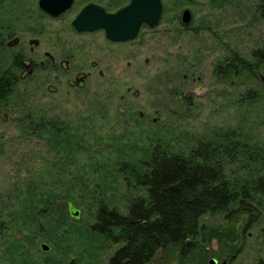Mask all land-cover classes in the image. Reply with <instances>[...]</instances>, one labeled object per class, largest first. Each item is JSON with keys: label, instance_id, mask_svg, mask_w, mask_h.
I'll use <instances>...</instances> for the list:
<instances>
[{"label": "rangeland", "instance_id": "obj_1", "mask_svg": "<svg viewBox=\"0 0 264 264\" xmlns=\"http://www.w3.org/2000/svg\"><path fill=\"white\" fill-rule=\"evenodd\" d=\"M129 1L75 0L54 18L38 0H0V74L16 78L0 109V264H108L119 244L92 229L98 201L126 215L129 201L145 193L120 167L139 164L157 145L188 152L205 135L237 129L264 154V57L255 55L264 53V0H162L160 22L120 43L72 25L89 2L116 12ZM186 8L189 26L181 23ZM231 52L254 74H220ZM49 121L74 134L76 145L58 140ZM231 167L230 176H246ZM51 191L67 195L53 203L58 209L70 201L79 215L56 229L48 221L57 213L45 210L30 231L31 201ZM258 200L260 216L250 224L246 213L205 214L191 249L160 248L150 264L264 259V195Z\"/></svg>", "mask_w": 264, "mask_h": 264}, {"label": "trees", "instance_id": "obj_2", "mask_svg": "<svg viewBox=\"0 0 264 264\" xmlns=\"http://www.w3.org/2000/svg\"><path fill=\"white\" fill-rule=\"evenodd\" d=\"M262 9L264 13V4ZM2 53L3 46L0 45V55ZM255 55L258 60L264 57L263 51L259 50ZM15 61L17 67H22L19 58ZM2 65L0 61V71ZM217 70L224 77L242 70L254 74V66L237 52H231L226 65L219 64ZM14 76L10 70L0 74V109L11 98L16 84ZM49 125L58 140L66 141L71 147L76 145L74 134H66L67 129L57 121H49ZM232 165L247 171L246 176L239 173L230 176ZM120 171L128 184L131 182L145 195L129 201L126 215L98 201L96 223L92 229L113 244H119L108 264H150L158 249L172 244L180 245L183 252L188 251L201 232L202 216L208 213H227L228 216L246 213L249 224L260 216L256 206H261L258 198L264 195V154L249 145L241 130L212 132L198 139L188 152L163 150L157 145L139 164H123ZM66 196L51 191L48 198L33 199L30 203L32 219L25 221L30 231L32 226L41 227L39 220L43 219L45 210L57 213L55 221H48L50 226L69 228V218L77 206L66 201L58 209L53 204ZM39 202L46 205L44 210L38 207ZM253 264H264V259Z\"/></svg>", "mask_w": 264, "mask_h": 264}, {"label": "water", "instance_id": "obj_3", "mask_svg": "<svg viewBox=\"0 0 264 264\" xmlns=\"http://www.w3.org/2000/svg\"><path fill=\"white\" fill-rule=\"evenodd\" d=\"M74 1L38 0V6L51 17L57 18L70 9ZM162 13V0H130L127 5L116 12H109L102 5L89 2L72 20V25L77 32L81 33L103 30L108 40L120 43L134 40L144 24L155 27L160 22ZM192 21L191 10L184 9L181 14V23L184 26H189ZM81 80H84V77ZM73 214L78 216L79 211L74 210ZM40 247L43 251L50 249L46 242H42ZM211 263L216 264L217 261L212 260Z\"/></svg>", "mask_w": 264, "mask_h": 264}, {"label": "flooded vegetation", "instance_id": "obj_4", "mask_svg": "<svg viewBox=\"0 0 264 264\" xmlns=\"http://www.w3.org/2000/svg\"><path fill=\"white\" fill-rule=\"evenodd\" d=\"M119 10V9H118ZM78 33H81V32H78ZM84 33V32H83ZM141 117H143V114H141Z\"/></svg>", "mask_w": 264, "mask_h": 264}]
</instances>
